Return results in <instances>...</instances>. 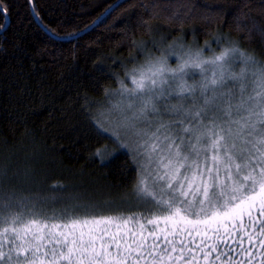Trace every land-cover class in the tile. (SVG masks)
<instances>
[{"label": "trees", "instance_id": "16d2710c", "mask_svg": "<svg viewBox=\"0 0 264 264\" xmlns=\"http://www.w3.org/2000/svg\"><path fill=\"white\" fill-rule=\"evenodd\" d=\"M117 1L32 0L37 21L29 0H0V225L17 215L35 219L47 246L48 233L72 239L73 232L50 223L141 214L103 233L95 245L101 241L115 254L112 237L131 243L135 233L147 238L140 264H155L160 256L163 264H264L259 206L251 219L236 212L204 226L140 213L148 201L132 197L139 166L127 149L113 146L99 118L127 73L175 45L203 55L235 49L232 55L264 66V0H125L79 34ZM85 228L74 229L75 236ZM153 243L167 246L172 259ZM135 259L133 252L127 264Z\"/></svg>", "mask_w": 264, "mask_h": 264}, {"label": "snow or ice", "instance_id": "6c2138e0", "mask_svg": "<svg viewBox=\"0 0 264 264\" xmlns=\"http://www.w3.org/2000/svg\"><path fill=\"white\" fill-rule=\"evenodd\" d=\"M234 51L235 49H227L211 61H200L198 56L192 58L190 62L186 60L177 70L171 72L170 79L165 76L168 69L163 64L154 65L148 69L150 76L147 73H141L142 77L150 80L151 87L146 86L142 80L138 88L134 90L141 94L146 91L149 93L136 119L146 118L149 113L161 117L155 131H151L150 134L146 132L148 139L139 147L143 149V153L147 154V163L151 166L148 176L162 192L169 194L167 201L158 203H167L170 209L176 208L177 216L181 212L185 214V217L191 215L199 217L201 212L207 216L209 208L221 210L231 206L240 213H247L251 219V209L258 204L260 215L264 217V66L259 69L258 74L253 73V79L250 81L255 85L254 96L247 93L248 85L244 83V71L239 75L233 74L227 77L223 73L217 76L213 71L212 76L206 77L205 82L200 85L204 106L195 111L194 119L207 118L209 106L217 104V101L223 97V92L220 93V97H217L216 93L226 86L227 79L240 82L238 102L229 101L226 110L220 108L219 111L223 113V116L213 117L212 126H204V131L184 126L185 118L191 113L184 111L183 101L195 98L193 109L197 108L199 102V97H196L197 88L183 79L188 74L187 70L194 68L200 69L202 73L206 72L207 69L203 68L202 64H217V62L226 61V58ZM163 85H167L168 88L165 89ZM209 90L212 91V96L205 95ZM232 96L236 99L235 93H232ZM170 97H176L180 102L173 105ZM250 102H253L256 107H253ZM165 115L172 119V123H164ZM253 117L257 118L255 122L252 120ZM217 120L221 122L217 123ZM257 125L260 127L257 128ZM233 126H235V131ZM194 131L197 134L187 138L180 134ZM159 182H163V185ZM245 204L246 207H242ZM179 205H184V207L181 208ZM197 205H199V211L191 212L190 209ZM228 214L227 211L224 212L225 216ZM113 219L107 217L92 221L73 220L71 225L64 226L73 228L71 233L73 238L69 240L68 235H65L61 241L48 233L47 237L55 241L52 244L50 240L48 246L43 244L46 235L43 234L42 229L37 228L33 239H38L39 242L35 249H32L18 245L16 239L20 238L21 230L28 233L39 222L35 219L25 222L19 215L5 218L3 225H0L3 228L0 235L7 237L8 233H12L16 239H8L9 253L0 250V264H12L11 252L13 251L17 257L15 264H37V261L39 264H45V260L48 264H62V262L63 264H127V261L132 259L133 252L136 253L134 264H140L142 259H146L142 251L147 248L146 237L137 238L133 233V239L129 243L126 237L121 238L114 235L112 243L117 249L115 254L109 250L107 244H101L98 250L95 246L97 237L92 231L88 233L87 241L84 239L83 232L80 234L79 241L75 238L74 229L77 224H100ZM187 223H192V221L188 220ZM52 227L58 228L60 225ZM260 232L264 233V224L261 225ZM99 238L103 239L102 236ZM165 240L167 245H171V250L176 251L173 241L168 240L167 237ZM260 243L264 245V241ZM4 246V243L0 241V249ZM152 247L172 259L167 246L160 249L158 244L153 243ZM41 249H43V259H41ZM188 250L191 251V249ZM213 250H216L215 246ZM148 255L155 257L156 253L149 251ZM182 258L181 256L175 259ZM163 261L164 257L160 256L155 264H163ZM186 264H191V261H187Z\"/></svg>", "mask_w": 264, "mask_h": 264}, {"label": "rangeland", "instance_id": "374dc122", "mask_svg": "<svg viewBox=\"0 0 264 264\" xmlns=\"http://www.w3.org/2000/svg\"><path fill=\"white\" fill-rule=\"evenodd\" d=\"M218 19V15L215 17V20ZM227 50V48H224L222 50L212 52L209 54H202L199 50H190L186 51L185 47L175 45L174 47H169L164 51V55L160 57H154L149 60H147L145 63L139 65L137 68H135L132 72L127 73V75L119 81V84L117 86V89L114 91V93L109 94L108 98L105 101V104L103 107H101L99 111V118L101 121V124L104 126L105 133L111 138V142L113 143V146L115 145L119 149H127L130 153L133 159L138 164V181L137 185L134 188L132 197L134 201H138L139 203L142 201H148V203L144 202L143 208L140 210H148L150 213H154V216L160 217L159 219H166L169 221H175V222H187L188 220L192 221V224H196L200 226H204L206 223H210L214 220L221 219V218H227L228 216L234 215L236 212H239L237 209H233L231 206L228 209H221V210H214V209H207V216L204 212H201L199 217H196L195 215L186 216L183 212L180 213L179 216L175 214L176 208H171L167 203H158L160 201H167L169 194L167 192H162L160 187H157L156 183L153 182L152 178L148 176V172L151 170V166L147 163V154L143 153V149H141L139 146L144 143L145 140L148 139V137L145 135V133H149L151 131H155V127L159 124L161 117L160 116H153L151 113L146 118L136 119V117L140 114V110L143 106L144 99H146L149 96V93L146 91L145 93L141 94L138 92H135L138 88L139 83L143 80L146 86L149 88L151 87L150 80L144 78L141 76V73H147L148 76L151 75L150 72H148V69L152 68V66H160V64H163L168 71L165 73V76L169 79L171 78V72L178 69L180 65H182L186 60L191 61L194 57H199L200 61H211L215 58V56L220 55L222 52ZM230 54L229 57L226 58V61L217 62V64H202V67L207 69L206 72H201L200 69H194L189 68L187 70L188 74L183 77L185 81L189 85H192L197 88L196 97H199V102L197 104V108L193 109V100L195 98H189L186 101H183L184 103V111L190 112L191 114L188 115L185 118V127L193 128L198 131H204V126L211 127V120L215 116H223V113L219 111L220 108L227 109V104L229 101L232 103H237L240 95V82L238 80H231L227 79L225 81L226 86L222 89L218 90L216 95L217 97H220V93L223 92V97H221L217 104L210 105V110L208 111L207 118L201 119H194L195 111H197L200 107L204 106V100L201 96L200 91V85L205 82V78H210L212 76L213 71L216 72L217 76H219L221 73L225 77L230 75H239L242 71L245 73V80L244 83L248 85L247 87V93L251 95H255V92L253 91V88L255 85H253L250 81L253 79V73L259 72L260 67L256 64L250 62L246 55H242V53H238V57ZM220 65H223L222 67ZM135 81V82H134ZM165 89L168 88L167 85H163ZM159 91V89H156ZM232 93H235L236 99H233ZM205 95L212 96L213 93L211 90L207 92ZM171 104L175 105L179 103L178 99L176 97H170ZM253 107H256V105L253 102H250ZM257 111H259L258 108H256ZM225 119L227 117H224ZM257 118L253 117L252 120L255 122ZM165 124L172 123V119H170L167 115L163 117ZM151 121V123H149ZM220 120H217V123H220ZM260 126L257 125V128ZM219 130V129H217ZM233 130L235 131V126H233ZM181 135L185 136L186 138L189 136H194L197 134L196 131L192 133H180ZM209 157L211 156V153H208ZM203 159V157H201ZM25 177H28L26 180L32 179L33 176L31 174H25ZM32 177V178H31ZM24 178V177H23ZM141 181H144V183H141ZM161 185H163V182H159ZM187 187V185L185 186ZM146 189V190H142ZM144 197V198H143ZM70 199H76L77 197L74 196V198L69 197ZM143 198V200H141ZM146 198H150V200H147ZM191 197H189L190 199ZM202 198V197H201ZM48 201H53L54 198L48 197L46 198ZM63 200V199H62ZM127 201V200H126ZM129 207H137L134 202L127 203ZM256 206H259L258 204ZM179 207H184V205H179ZM242 207H246L245 205H242ZM191 212L195 213L199 211V205L193 207L190 209ZM227 211L229 214L227 216L224 215V212ZM215 213V214H214ZM138 217H137V216ZM112 217L114 218L112 221L100 223L97 224L98 228L96 231L93 230V225L91 223H88L85 225V230H83L84 239L87 241L89 239L88 233L90 231L93 232V234L97 237V239H100L103 233H109L112 232L115 227L118 225L128 222L129 218H141V214H122V213H116L115 215H107L102 216L100 218H107ZM181 217H184V219H181ZM100 218H86L85 220L92 221L94 219H100ZM163 219V220H164ZM29 219H24L25 222H27ZM199 221V222H197ZM67 222V221H66ZM65 222V223H66ZM72 221H69L65 223L57 222V223H50L51 225H60L65 226L67 224H71ZM81 224H77L75 226V229H78V227ZM78 226V227H77ZM37 226H33L31 231L25 233L23 230L19 232V239H16L15 236H13L12 233H8L7 237L4 235H0V241L7 242L8 239H16V243L18 245H22L24 248H32L35 249L36 244L39 241H36L34 244L27 241V238L30 236H33L34 233L37 232ZM69 229H72L70 226ZM0 233H2L3 228H0ZM122 233L125 232L124 229L121 230ZM66 234L64 232L59 234L60 239L63 240L64 236ZM107 236V234H103V239ZM80 235L75 236V238L79 241ZM73 238V237H72ZM38 240V239H37ZM71 240V238H69ZM101 240V239H100ZM7 247L10 248V245L8 243ZM102 242L99 241L95 246L99 250L101 247ZM49 245V244H48ZM47 245V246H48ZM5 247V246H4ZM2 250V249H0ZM5 250H7L5 253H9V249L5 247ZM43 251V249H41ZM3 251V250H2ZM66 251V250H65ZM11 256H16V253L13 251L11 252ZM50 258V257H49ZM23 259V257H21ZM41 259H43V253H41ZM12 260V262H13ZM47 262V260H46ZM39 263V261H37ZM48 263V262H47Z\"/></svg>", "mask_w": 264, "mask_h": 264}, {"label": "water", "instance_id": "95a60500", "mask_svg": "<svg viewBox=\"0 0 264 264\" xmlns=\"http://www.w3.org/2000/svg\"><path fill=\"white\" fill-rule=\"evenodd\" d=\"M30 1V5H31V11L33 13V16L34 18L38 21L37 17H36V14L34 12V8H33V3H32V0H29ZM125 0H119L117 1L115 4H113L107 11L104 12L103 15L100 16V18L94 22L90 27H88L87 29H85L84 31H82L81 33L79 34H83L84 32L88 31L89 29H91L92 27H94L99 21H101L105 16H107L111 11H113L116 7H118L122 2H124ZM7 19V17H6ZM7 22H8V19H7ZM42 26V25H41ZM4 29V28H3ZM2 29V30H3ZM79 36V35H78Z\"/></svg>", "mask_w": 264, "mask_h": 264}]
</instances>
